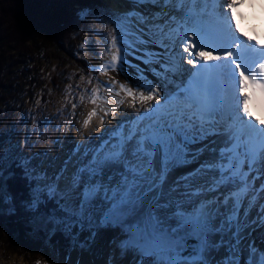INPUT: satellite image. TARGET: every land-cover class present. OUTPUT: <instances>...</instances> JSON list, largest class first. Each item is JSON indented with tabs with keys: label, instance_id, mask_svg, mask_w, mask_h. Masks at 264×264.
Here are the masks:
<instances>
[{
	"label": "snow or ice",
	"instance_id": "1",
	"mask_svg": "<svg viewBox=\"0 0 264 264\" xmlns=\"http://www.w3.org/2000/svg\"><path fill=\"white\" fill-rule=\"evenodd\" d=\"M244 5L264 11V0L84 9L82 18L96 15L110 29L96 33L110 59L89 67L125 78L98 83L123 92L131 114L117 100L116 123L63 156L25 152L27 133L20 144L6 139L0 215L19 205L47 241L61 235L64 264L95 256L107 233L102 264H264V30L242 27ZM87 91L95 104L99 90ZM16 170L26 195L8 183Z\"/></svg>",
	"mask_w": 264,
	"mask_h": 264
},
{
	"label": "trees",
	"instance_id": "2",
	"mask_svg": "<svg viewBox=\"0 0 264 264\" xmlns=\"http://www.w3.org/2000/svg\"><path fill=\"white\" fill-rule=\"evenodd\" d=\"M86 8L93 13L105 10L102 0H0V125L16 117L25 101L37 94L47 103L45 70L52 59L95 73L81 47L82 37L98 21L96 15L80 16ZM9 135L10 131L0 132V146ZM16 171L17 176L8 183L14 192L26 195L25 181ZM29 218L19 205L15 215H0V241L21 255L34 252ZM50 243L58 250L66 249L67 242L59 234Z\"/></svg>",
	"mask_w": 264,
	"mask_h": 264
},
{
	"label": "rangeland",
	"instance_id": "3",
	"mask_svg": "<svg viewBox=\"0 0 264 264\" xmlns=\"http://www.w3.org/2000/svg\"><path fill=\"white\" fill-rule=\"evenodd\" d=\"M102 2L105 9L111 7L108 0H102ZM92 26L91 33L85 34L81 41L88 67L90 63L100 65L103 61L110 59V54L104 52V44L97 43L101 40V36L96 34L97 32L109 31V27L99 21ZM45 71L48 87L47 103H42L39 94L35 95L32 100L25 101L16 117L6 120L0 125V132L8 133L10 131L8 140L14 144H20L27 133L30 136L29 146H22L27 153L49 150L53 156H63L67 150L65 148L60 149L54 141L59 139L64 145L67 137L71 135L72 125H76V121H79L80 116L83 118L80 120L79 125H76L80 136L89 133L95 134V132L90 131L89 126L87 128L83 127L84 119L94 108L97 110V115L101 118L104 117V125H112V118L101 116L99 113L103 109L101 101L104 98L106 89L98 83V81H108L111 70L108 74L100 72L86 73L79 70L75 63L62 65L57 58H54L46 64ZM91 72L93 71L91 70ZM90 89H98L100 92L95 104L90 102L92 97L90 92L87 91ZM73 104H76L77 107L73 108ZM115 113H118V110ZM94 118L95 116L92 120ZM37 120H50L51 122L47 125L41 123L36 126ZM31 226L34 231V252L29 255H21L6 248L0 241V264H64L65 251L58 250L56 246L47 241L44 232L35 229L32 224ZM40 233L42 234L40 235ZM110 237L111 233L104 234L100 250L96 255L102 254Z\"/></svg>",
	"mask_w": 264,
	"mask_h": 264
},
{
	"label": "bare ground",
	"instance_id": "4",
	"mask_svg": "<svg viewBox=\"0 0 264 264\" xmlns=\"http://www.w3.org/2000/svg\"><path fill=\"white\" fill-rule=\"evenodd\" d=\"M108 2L110 3L111 6H113L114 4L117 3V0H108ZM131 59V58H130ZM129 71H131V69H129ZM113 77H115V79L119 80L120 82H124V77L123 76H116L115 73L111 72L110 76L108 77V81H110ZM119 85H116V88L118 89ZM104 98H107V103L104 102V98L101 101L103 104V109L102 111L100 110V115L101 116H108L111 119V124H115L117 119L121 116V111L118 110V113H113L110 111V109L115 108L117 106V100L123 99L124 103L122 105H120V109H128L129 114H131V107L129 104V98H127L123 92L120 93L119 96H115L114 93L111 90L106 89V93L103 96ZM105 112H107L108 114L105 115ZM120 113V114H119ZM112 116V117H111ZM99 115H96L94 120H92L91 124L89 125L90 127V131L91 132H100L103 130V128L108 127L110 125H104V123H101V117L99 118ZM83 117L80 116L79 121H76V125H79L80 120ZM104 118V117H103ZM104 120V119H103ZM106 120V119H105ZM75 124L72 125L71 127V135L69 137H67L66 141L64 142V148L68 151L70 150L76 141H78L80 139V137L82 138V136L79 135L77 127ZM73 142V144H72ZM106 247L103 249L102 254L99 255H95V256H90L89 254L85 253L82 255L81 259L83 261V264H92L93 261H95V264H102V261L104 259V252L106 251ZM76 253L73 254V259L75 260L76 258Z\"/></svg>",
	"mask_w": 264,
	"mask_h": 264
},
{
	"label": "clouds",
	"instance_id": "5",
	"mask_svg": "<svg viewBox=\"0 0 264 264\" xmlns=\"http://www.w3.org/2000/svg\"><path fill=\"white\" fill-rule=\"evenodd\" d=\"M247 26H248V23H245V24L243 25V27H245V28H247ZM262 27H264V25H262ZM261 42H264V33H262V39H261Z\"/></svg>",
	"mask_w": 264,
	"mask_h": 264
}]
</instances>
